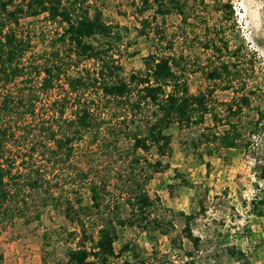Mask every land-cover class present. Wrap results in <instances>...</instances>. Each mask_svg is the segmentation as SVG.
I'll return each mask as SVG.
<instances>
[{"label":"trees","instance_id":"trees-1","mask_svg":"<svg viewBox=\"0 0 264 264\" xmlns=\"http://www.w3.org/2000/svg\"><path fill=\"white\" fill-rule=\"evenodd\" d=\"M134 11L139 18L136 34L147 38L152 50L143 58L145 69L125 81L117 53L127 29L105 22L100 9L87 0H0V230L29 212L38 219L39 209H59L73 241L63 264H130L126 259L114 262L126 252L135 255L131 244L114 252L119 228L165 236L174 231L173 220L166 215L170 212L145 189L154 174L168 169L163 159L171 154V126L192 131L184 148L207 169L204 157L246 149L262 129L259 109L253 119L244 117L252 101L264 99V91L255 86L242 92L240 86V94L229 101L213 96L216 90H234V82L246 85L243 76L252 71L251 62L237 64L243 46L230 47L219 31L233 22L229 0H137ZM146 12L150 17L144 16ZM209 13L219 18L221 27H208ZM169 16L177 18L171 31L164 25ZM36 17L56 24L59 32L48 52L35 58L28 54L30 41L19 23ZM197 27L202 37L193 32ZM194 43L206 55L203 65L196 64L206 85L193 94L187 75L196 59L183 51ZM86 63L88 67L81 66ZM71 68L78 71L69 75ZM120 141L128 147L119 149ZM79 144L85 150L93 146L126 158L112 184L107 176L93 178L90 170L76 172L88 194L86 204L78 194L55 195L35 164L37 157L62 164ZM253 171L264 179V162ZM173 180L179 187L196 189L178 170L173 171ZM247 212L263 216L264 192L250 198ZM192 218L182 217L171 242L197 248L199 239L189 225ZM225 252L236 261L244 258L233 247ZM190 256L182 264H193ZM1 260L0 254V264Z\"/></svg>","mask_w":264,"mask_h":264},{"label":"rangeland","instance_id":"rangeland-1","mask_svg":"<svg viewBox=\"0 0 264 264\" xmlns=\"http://www.w3.org/2000/svg\"><path fill=\"white\" fill-rule=\"evenodd\" d=\"M229 1L233 22L221 27L219 18L209 13L208 27H221L219 31H223L230 47L242 45L238 57L240 63L237 64L242 66L251 62L252 71L248 70L243 76L246 85L234 82V90H216L213 96L219 102L229 101L233 95L240 94V86L242 92L255 86L264 91V0ZM136 2L87 0L88 5L100 9L105 22L127 29L117 53L120 77L125 81L130 74L145 69L143 58L152 50L151 42L136 34L135 29L139 26V18L134 11ZM144 16L150 17V12ZM176 24L175 16L164 19L168 31L173 30ZM19 29L29 38L28 54L35 58L48 52L51 40L59 32L56 24H50L41 17L20 20ZM192 30L199 37L203 36L200 27ZM193 46L183 53L196 59L187 75L189 91L194 94L206 85L196 70V64H204L206 55L198 44ZM81 66L88 67L87 63ZM77 71L71 68L68 74L74 75ZM256 109L262 112L260 133L250 138L246 149L221 150L216 156L204 157L203 162L210 165L208 169L184 148L193 135L192 131L178 130L175 126L169 128L171 154L168 159H163L168 161V169L154 174L145 189L150 198L158 196L161 208L170 212L166 215L170 214L174 231L165 236L134 228H119L114 252L117 253L124 244H131L135 255L126 252L114 262L126 259L130 264H182L187 254H191L193 264H264V214L253 217L247 212L250 198L264 192V179H258L253 171V166L264 162V99L252 101L244 119H253ZM127 147L126 141L118 143L119 149ZM139 156L144 155L139 153ZM152 157L150 155L149 159ZM124 162L126 158L124 160L121 153L118 155L93 146L85 150L80 144L62 164L46 163L40 157L35 160L36 167L44 172L55 195L71 198L78 194L82 204L88 202V194L75 177L76 172L87 169L97 178L109 177L112 184L114 172L125 166ZM174 170L181 172L184 180L196 189L177 186V180H173ZM108 190H112L111 186ZM188 214L193 216L189 221L192 234L199 239L196 249H191L185 242H171L181 228L182 217ZM32 216L29 212L24 217H16L0 230L1 264H63L65 251L73 246L72 237L65 231L71 227L62 219L59 209H39L38 219H32ZM229 247L240 250L244 258L237 261L229 258L225 252Z\"/></svg>","mask_w":264,"mask_h":264}]
</instances>
